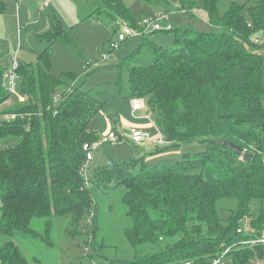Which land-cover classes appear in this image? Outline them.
<instances>
[{
	"label": "trees",
	"instance_id": "1",
	"mask_svg": "<svg viewBox=\"0 0 264 264\" xmlns=\"http://www.w3.org/2000/svg\"><path fill=\"white\" fill-rule=\"evenodd\" d=\"M220 1L203 0L207 24L197 29L195 0H178L176 10L190 22L168 28L175 46L165 48L142 31L122 0H98L94 10L107 12L114 29L122 24L141 31L139 43L116 64L118 81L108 96L105 90L95 89L96 94L80 84L69 86L74 74L56 79L47 73L43 65L50 63L51 42L68 45L81 61L85 51L52 20L41 34L47 44L37 63L19 62L18 90L25 101L3 108L23 116L0 119V139L9 141L0 149V231L36 236L30 224L41 219V238L50 244L52 215L71 213L78 220L92 205L91 185L104 193L123 186L132 222L124 234L135 256L107 264H211L228 248L224 260L230 264H263L264 243L240 242L264 230V76L261 44L255 42L264 35V0H254L246 15L235 2L220 13ZM7 69L0 67V103L10 96L3 78ZM59 86L65 91L54 104ZM100 96L144 98L166 143L139 157L111 160L88 173L86 183L82 146L99 138L92 120L101 109ZM224 140L252 157L237 154ZM196 142L203 145L199 152L147 162L170 147ZM0 264L27 261L9 241L0 248Z\"/></svg>",
	"mask_w": 264,
	"mask_h": 264
},
{
	"label": "rangeland",
	"instance_id": "2",
	"mask_svg": "<svg viewBox=\"0 0 264 264\" xmlns=\"http://www.w3.org/2000/svg\"><path fill=\"white\" fill-rule=\"evenodd\" d=\"M59 1L63 11L54 9L53 5L56 4L54 1L49 7H45L41 6L42 0H0L4 7L0 11V67L9 68L12 57L22 64L35 65L37 63L39 51L47 44L46 39L40 36L41 28L45 18L52 15V10H54V16L66 31L78 40L85 51L83 61H81L70 53L68 45L56 41L51 42L50 63L47 66L43 65L47 73L56 79L74 74L77 78L69 81V86L80 84L85 90L94 89L96 94L98 92L95 89L105 90L106 95L107 90L115 92L114 84L118 81L116 64L139 43L141 33L126 37L111 53L109 60L101 61L102 55L109 51V43L117 39L118 32L123 25L114 29V22L107 12L101 9L95 11L94 7L97 6L98 0ZM122 1L137 23L141 22L142 17H158L159 13L168 14V18L160 20L161 29L146 31L151 40L165 48L175 46L173 33L168 31L167 24L170 23L173 28H176L190 22L187 14L176 10L178 0ZM253 1L221 0L217 7L218 11L223 13L230 2H235L244 5L243 12L246 15L247 7ZM195 2L193 25L197 29H204L207 24V14L203 9V0H195ZM168 10L170 13H167ZM256 37V34L253 35L251 40L254 41ZM258 39L262 41L259 52L262 55L264 76V35L260 34ZM121 81L123 85H127L125 73H122ZM64 91V86H59L55 90L53 96L55 104L58 103ZM100 98L102 100L101 109L92 120L93 128L99 136L106 129V114L128 111L123 99L118 96L106 98L100 96ZM24 101L25 96L17 90L10 94L5 106ZM6 142L9 141L0 139V149ZM202 149L203 145L197 142L181 143L180 146L159 152L153 159L157 161L156 163L171 162L179 159L185 152L194 153ZM142 153L144 152L140 145L133 144L126 139L116 143L100 144L93 152V162H89L87 166L88 173L111 160L139 157ZM150 160H147L149 164L154 163ZM123 192V186L104 193L91 185L93 201L87 214L78 220H75L71 213L52 215L48 236L50 244L41 238L45 237L44 220L35 219L31 222L30 228L37 234L36 236L24 230H16L13 234L0 231V248L4 243L12 241L18 246L27 264H107L110 260L114 262L130 260L135 256V251L124 234V230L132 222L122 202ZM251 263L255 264L256 261L253 260ZM262 263L264 264V260Z\"/></svg>",
	"mask_w": 264,
	"mask_h": 264
},
{
	"label": "built area",
	"instance_id": "3",
	"mask_svg": "<svg viewBox=\"0 0 264 264\" xmlns=\"http://www.w3.org/2000/svg\"><path fill=\"white\" fill-rule=\"evenodd\" d=\"M51 0H44V6H47L48 3ZM162 18H168V14H162L159 13L158 17H150V18H143L140 22V27L143 32H146L148 29L152 30H158L161 29L160 20ZM167 27L170 28L171 24L168 23ZM141 31L134 30L130 26H123L121 30L118 32L117 39L114 41H111L109 43V51L107 53H104L101 57V61H107L111 57V53L118 47L119 43H121L126 37L133 35L134 33H139ZM256 43H262L261 40L258 38L255 39ZM18 66L19 61L15 57L11 58V65L10 67L3 73V78L5 80V88L9 92V94L14 93L18 90ZM86 67V66H85ZM86 69H88L86 67ZM8 103V99L5 100L3 103H0V119L2 120H13L16 119L19 116H23V114H19L17 112H5L3 111V108ZM53 103L55 104V99L53 98ZM49 108V107H48ZM128 140L133 144L141 145L146 141H150L153 144L162 145L165 144L166 141L161 133H158L157 136H152L150 132L141 130L138 128H131L128 134L117 132L116 130H109L108 132L102 134L99 136V138L95 141L91 142H85L82 146L85 160L84 165L81 167V173L84 176V180L87 183L88 182V164L93 159V152L96 150L98 145L104 144V143H116L122 140ZM262 161L264 163V155L262 156ZM238 232H242L241 228L240 230L237 229ZM240 243L242 244H255V243H264V230L262 233L252 239L243 240ZM229 250L226 249L225 252L214 259L211 264H230L227 261L224 260V254ZM183 264H189V262H185Z\"/></svg>",
	"mask_w": 264,
	"mask_h": 264
},
{
	"label": "crops",
	"instance_id": "4",
	"mask_svg": "<svg viewBox=\"0 0 264 264\" xmlns=\"http://www.w3.org/2000/svg\"><path fill=\"white\" fill-rule=\"evenodd\" d=\"M52 1L56 2L54 3L53 7L54 9L62 10L60 1L57 0H51L47 6L49 7ZM44 0L41 2V6H44ZM23 7V2L21 3V9ZM55 10V11H56ZM54 10H52V15H48L41 28V34H44L46 31H48L51 27V20L56 18L54 16ZM40 34V35H41ZM124 106L128 109V111L125 113L122 112H114L110 114H106V129L102 131V134L108 132L109 130H116L117 132L128 134L131 128H138L141 130H145L150 132V134L154 137L157 136L158 133H163L160 131V128L157 126V124L154 122L153 117L147 107L146 100L144 98H129V99H123ZM122 113V114H119ZM125 115V116H124ZM99 136V134H98ZM130 142V141H129ZM143 148V152H148L151 151L154 147L155 144H153L150 141H146L143 144L140 145ZM156 156V155H155ZM154 156H149L148 159H151L150 162L154 161L157 162L156 160L153 159ZM94 160V155L93 159L90 161L92 163Z\"/></svg>",
	"mask_w": 264,
	"mask_h": 264
},
{
	"label": "water",
	"instance_id": "5",
	"mask_svg": "<svg viewBox=\"0 0 264 264\" xmlns=\"http://www.w3.org/2000/svg\"><path fill=\"white\" fill-rule=\"evenodd\" d=\"M223 144H224V146L232 149L234 152H236L239 155L244 153L242 147H240L239 145H237V144H235V143H233V142H231L229 140H224ZM243 155L246 156V157H249V158L252 157L251 153H246L245 152Z\"/></svg>",
	"mask_w": 264,
	"mask_h": 264
}]
</instances>
